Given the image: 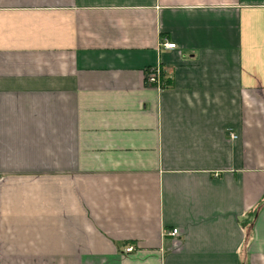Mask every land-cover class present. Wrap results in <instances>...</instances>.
I'll return each instance as SVG.
<instances>
[{
    "label": "crops",
    "instance_id": "1",
    "mask_svg": "<svg viewBox=\"0 0 264 264\" xmlns=\"http://www.w3.org/2000/svg\"><path fill=\"white\" fill-rule=\"evenodd\" d=\"M0 264H264V0H0Z\"/></svg>",
    "mask_w": 264,
    "mask_h": 264
},
{
    "label": "built area",
    "instance_id": "2",
    "mask_svg": "<svg viewBox=\"0 0 264 264\" xmlns=\"http://www.w3.org/2000/svg\"><path fill=\"white\" fill-rule=\"evenodd\" d=\"M163 45L167 48L176 47V43L170 41H165ZM145 81L149 86H154L159 89H163V87L166 86L162 76V69L159 66L152 68L149 67L145 70ZM177 233H178L177 228H173L171 231H168V234L170 235H176ZM132 250H133V246L131 245L126 248V251H132Z\"/></svg>",
    "mask_w": 264,
    "mask_h": 264
}]
</instances>
